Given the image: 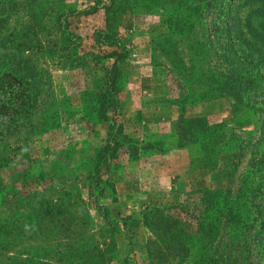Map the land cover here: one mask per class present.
I'll list each match as a JSON object with an SVG mask.
<instances>
[{
    "label": "rangeland",
    "instance_id": "1",
    "mask_svg": "<svg viewBox=\"0 0 264 264\" xmlns=\"http://www.w3.org/2000/svg\"><path fill=\"white\" fill-rule=\"evenodd\" d=\"M0 77V264H264V0H0Z\"/></svg>",
    "mask_w": 264,
    "mask_h": 264
},
{
    "label": "trees",
    "instance_id": "2",
    "mask_svg": "<svg viewBox=\"0 0 264 264\" xmlns=\"http://www.w3.org/2000/svg\"><path fill=\"white\" fill-rule=\"evenodd\" d=\"M228 15V10L226 9L224 12V16ZM225 36L228 43H231V38L229 33H226ZM95 42L100 43L101 45H106L107 47H111L110 50H107L103 55L104 58L111 60V64L106 67L104 73V82L103 87L97 94L98 103H99V113L102 119H111L109 113H114L118 109L119 104V90L122 81V72L119 67V62L123 61L127 56V48L126 46L114 37L113 34H110L107 31L96 30L93 36ZM224 55V54H223ZM233 59V58H232ZM241 65V64H239ZM245 66V65H244ZM1 79V77H0ZM109 142V143H108ZM107 144L104 145L100 152H109L110 151V139ZM105 155V154H104ZM102 157V156H101ZM227 210V209H226ZM200 231L207 234L208 224H206V220H201L199 222ZM215 225V231H216Z\"/></svg>",
    "mask_w": 264,
    "mask_h": 264
}]
</instances>
